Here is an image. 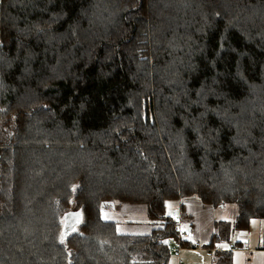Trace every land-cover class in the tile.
I'll return each mask as SVG.
<instances>
[{"label": "trees", "instance_id": "trees-1", "mask_svg": "<svg viewBox=\"0 0 264 264\" xmlns=\"http://www.w3.org/2000/svg\"><path fill=\"white\" fill-rule=\"evenodd\" d=\"M194 195L264 219V0H0V264H169Z\"/></svg>", "mask_w": 264, "mask_h": 264}, {"label": "rangeland", "instance_id": "rangeland-1", "mask_svg": "<svg viewBox=\"0 0 264 264\" xmlns=\"http://www.w3.org/2000/svg\"><path fill=\"white\" fill-rule=\"evenodd\" d=\"M168 209L169 214L173 211H176L178 214L182 212L186 229H189L188 231L194 237L192 241H200L203 245L209 244L210 237L215 230L214 225L217 221L225 220L234 222L237 213L236 204H227L222 207L203 205L200 199L195 195L184 197L182 202H173ZM102 217L106 220L116 221L118 229L122 233H147L155 227L147 216L146 207L133 203L121 202L116 204V206H114V204L106 205L102 209ZM190 230H192V232ZM237 241H242L240 243L242 249L248 248L252 250L258 247V245L264 246V219H253L249 229L233 231L231 241L218 244L217 247L228 250L234 249L235 256L238 254V249H231L230 246L231 244L235 245ZM171 244L173 245L174 242ZM199 254H206V260H202V264H212L211 253L206 251H197L196 253L183 252L180 259L183 260L185 264H191L196 260L195 264H199L200 261L196 258V255ZM173 255L176 256L175 254ZM190 256H193V259L196 260H191ZM176 257V260H179V257ZM170 263L171 259L169 261V264Z\"/></svg>", "mask_w": 264, "mask_h": 264}, {"label": "crops", "instance_id": "crops-1", "mask_svg": "<svg viewBox=\"0 0 264 264\" xmlns=\"http://www.w3.org/2000/svg\"><path fill=\"white\" fill-rule=\"evenodd\" d=\"M184 229L187 230V231L189 230V229H186L185 225H184ZM190 231L192 232V230H190ZM192 240H194L193 235H192ZM188 245H192V244H188ZM230 247L232 249L235 246H234V244H231ZM218 248L225 249V248H222V247H218ZM218 248L217 247L208 248V247H205V245L202 244L201 247H198V248H195V249L187 248V249L183 250L182 253L183 252H185V253L186 252L196 253L197 251H206L208 253H211V256H212V252L217 250ZM237 249H238L237 250L238 254H236L234 256V262H233L234 264H264V246L258 245V247H255L252 250H250L248 248L247 249H242L241 247H238ZM176 256H178V255H176ZM176 256H174L172 254V258H171V263L170 264H177V262L179 264V260L178 259L176 260V258H177ZM196 258L200 261L199 264H202L201 261L202 260H206V254L196 255ZM190 259L191 260H196V259H193V256H190ZM196 261H193V263H191V264H195Z\"/></svg>", "mask_w": 264, "mask_h": 264}, {"label": "built area", "instance_id": "built-area-1", "mask_svg": "<svg viewBox=\"0 0 264 264\" xmlns=\"http://www.w3.org/2000/svg\"><path fill=\"white\" fill-rule=\"evenodd\" d=\"M173 217L176 218V231H177V239L174 241V244L171 246V252L173 254L178 255L179 257V264H185L180 258L182 251L187 248H198L202 246L200 241L193 242L192 235L189 231L184 229L183 222L181 220V215L178 214L176 211L172 212ZM190 240L192 245H186L184 243L185 240Z\"/></svg>", "mask_w": 264, "mask_h": 264}]
</instances>
